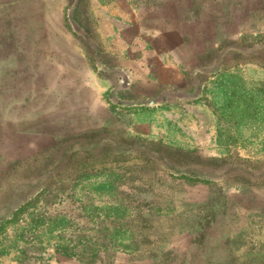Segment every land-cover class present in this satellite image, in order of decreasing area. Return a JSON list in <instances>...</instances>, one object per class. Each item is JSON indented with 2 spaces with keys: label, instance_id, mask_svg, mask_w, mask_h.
<instances>
[{
  "label": "rangeland",
  "instance_id": "374dc122",
  "mask_svg": "<svg viewBox=\"0 0 264 264\" xmlns=\"http://www.w3.org/2000/svg\"><path fill=\"white\" fill-rule=\"evenodd\" d=\"M116 2L0 0V264H264V28Z\"/></svg>",
  "mask_w": 264,
  "mask_h": 264
},
{
  "label": "crops",
  "instance_id": "0c3cea01",
  "mask_svg": "<svg viewBox=\"0 0 264 264\" xmlns=\"http://www.w3.org/2000/svg\"><path fill=\"white\" fill-rule=\"evenodd\" d=\"M107 13L137 23V30L125 23L114 26L121 32L131 30L151 38L153 45H159L155 41L162 35L172 36V54L176 55L208 47L206 36L212 31L247 29L252 22L264 28V0H119L114 7H107Z\"/></svg>",
  "mask_w": 264,
  "mask_h": 264
},
{
  "label": "trees",
  "instance_id": "16d2710c",
  "mask_svg": "<svg viewBox=\"0 0 264 264\" xmlns=\"http://www.w3.org/2000/svg\"><path fill=\"white\" fill-rule=\"evenodd\" d=\"M179 177H180V178H186V179H188V180H191V179H192V178H189L188 175H186V174H184V173H181Z\"/></svg>",
  "mask_w": 264,
  "mask_h": 264
}]
</instances>
